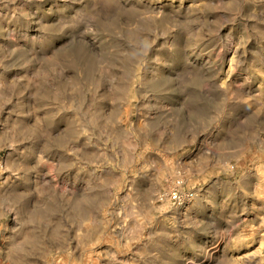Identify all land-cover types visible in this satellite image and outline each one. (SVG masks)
Returning a JSON list of instances; mask_svg holds the SVG:
<instances>
[{
  "label": "rangeland",
  "instance_id": "374dc122",
  "mask_svg": "<svg viewBox=\"0 0 264 264\" xmlns=\"http://www.w3.org/2000/svg\"><path fill=\"white\" fill-rule=\"evenodd\" d=\"M0 264H264V0H0Z\"/></svg>",
  "mask_w": 264,
  "mask_h": 264
},
{
  "label": "built area",
  "instance_id": "2783aa9c",
  "mask_svg": "<svg viewBox=\"0 0 264 264\" xmlns=\"http://www.w3.org/2000/svg\"><path fill=\"white\" fill-rule=\"evenodd\" d=\"M170 199L173 200V201H180L181 200V196L177 192H173L170 195Z\"/></svg>",
  "mask_w": 264,
  "mask_h": 264
}]
</instances>
